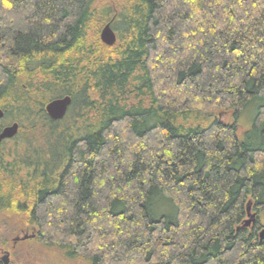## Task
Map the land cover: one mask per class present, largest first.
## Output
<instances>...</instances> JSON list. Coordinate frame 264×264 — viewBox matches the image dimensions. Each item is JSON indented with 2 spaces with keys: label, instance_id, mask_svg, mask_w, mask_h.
<instances>
[{
  "label": "trees",
  "instance_id": "obj_1",
  "mask_svg": "<svg viewBox=\"0 0 264 264\" xmlns=\"http://www.w3.org/2000/svg\"><path fill=\"white\" fill-rule=\"evenodd\" d=\"M0 109V226L34 250L264 264V0H0Z\"/></svg>",
  "mask_w": 264,
  "mask_h": 264
},
{
  "label": "rangeland",
  "instance_id": "obj_2",
  "mask_svg": "<svg viewBox=\"0 0 264 264\" xmlns=\"http://www.w3.org/2000/svg\"><path fill=\"white\" fill-rule=\"evenodd\" d=\"M103 1L104 3H108L116 0ZM6 122L9 123L8 121ZM242 122V124H246L245 121L242 120ZM24 234H34L35 236V230L17 224L0 226V259L6 251L8 252L7 264H18L20 261L19 264H84L79 259H64L62 255L54 249L34 250L33 246L35 243H32V246L27 242L30 238L13 242L15 237H21ZM28 260L29 262H27ZM1 262L3 263L2 260Z\"/></svg>",
  "mask_w": 264,
  "mask_h": 264
},
{
  "label": "water",
  "instance_id": "obj_3",
  "mask_svg": "<svg viewBox=\"0 0 264 264\" xmlns=\"http://www.w3.org/2000/svg\"><path fill=\"white\" fill-rule=\"evenodd\" d=\"M99 39L103 44L107 46H112L113 44H115L116 33L112 29L109 22L101 26L99 30ZM70 102H71V99L67 95L60 97V98L52 99L44 105V111L46 112L48 117L51 118L52 120H60L65 116L67 108L70 105ZM2 115H3V112L0 109V118L2 117ZM17 131H18L17 122H12L10 124L3 126L0 131V141L12 138L13 136H15ZM247 210H248L249 219H247L246 223H249V221L253 219L254 215L249 214V208H247ZM33 236L34 234H30V235L24 234L21 237L17 236L13 239V242H16L19 240H25L27 238H32ZM262 237H264L263 232L260 234V238ZM7 257H8V252L5 251V254L1 257L3 264H7Z\"/></svg>",
  "mask_w": 264,
  "mask_h": 264
}]
</instances>
